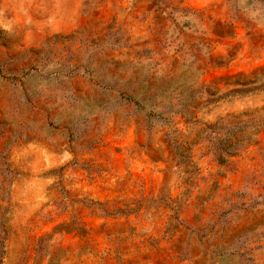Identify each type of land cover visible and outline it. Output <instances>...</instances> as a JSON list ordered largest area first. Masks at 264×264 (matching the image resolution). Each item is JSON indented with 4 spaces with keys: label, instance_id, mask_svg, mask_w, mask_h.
<instances>
[{
    "label": "rangeland",
    "instance_id": "1",
    "mask_svg": "<svg viewBox=\"0 0 264 264\" xmlns=\"http://www.w3.org/2000/svg\"><path fill=\"white\" fill-rule=\"evenodd\" d=\"M0 264H264V0H0Z\"/></svg>",
    "mask_w": 264,
    "mask_h": 264
}]
</instances>
